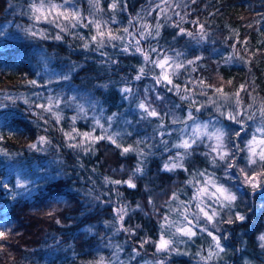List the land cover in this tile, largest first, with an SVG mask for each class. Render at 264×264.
<instances>
[{"label":"trees","instance_id":"obj_1","mask_svg":"<svg viewBox=\"0 0 264 264\" xmlns=\"http://www.w3.org/2000/svg\"><path fill=\"white\" fill-rule=\"evenodd\" d=\"M27 3L28 0H0V31L4 32L0 36V103L8 105L0 108V227L10 229L7 240L0 241L5 245L0 251V264H108L111 261L112 264H145L163 258L153 243L159 239V213L166 210L165 202L173 192L182 200L192 195L193 189L185 184L191 179L189 174L182 170L160 171L166 154L153 149L155 155L148 157L144 174L134 180L136 188L113 185L105 178L127 180L137 165L135 153L121 156L120 149L107 141L96 144V150L87 155L69 148L60 128L70 129L74 110L62 105L63 119L57 125L54 117L45 113L49 119L45 123L38 116L41 110L30 107L33 101L44 103V97L56 93L94 98L103 107L104 116L120 114L121 130H125L122 121L133 122L126 125L133 135L125 136L124 140L125 146L134 144L137 138L151 135L155 127L144 121L137 124L135 104L130 105L120 93L128 80L131 81L128 86L139 89L141 97L145 86L152 85L151 78L131 80L142 57L118 54L109 47L106 51L118 62L102 64L98 52L82 50L83 41L72 36H66L63 41L27 38L17 28L31 24L26 15H20L22 10L26 11ZM109 3L110 0H101L104 19L111 15L107 11ZM125 3L126 10L117 11L115 18L119 23L112 25L114 30L127 26L129 18H135L137 13L156 24V12L151 16L145 12L150 6L155 7L152 0H125ZM80 5L87 13V0H80ZM159 21L163 25L158 37L160 47L183 52L180 59L185 62L201 57L189 67L193 79L205 81L203 87L209 95L213 92L207 85L222 87L227 94H234L244 85L246 91L240 92L244 109L249 104L264 103V0H168L167 18L161 14ZM176 23L194 33V38L176 36ZM37 27L46 29L50 36L56 32L54 26L46 23ZM80 31L88 34L87 29ZM152 44L155 46L156 41ZM234 45L243 60L225 63L223 57L233 53ZM42 52L49 57L47 67L40 60ZM73 65L75 68L69 71ZM63 73L70 80L56 82ZM50 76L53 83L48 84ZM30 80L46 87H33L28 83ZM35 93H40V98ZM163 94L165 101L160 111L166 110L165 105H176L173 111L182 116L187 110V99ZM8 96L12 99H6ZM197 115L201 120L206 117ZM223 123L229 133L239 130L235 123ZM75 126L83 132L90 129L91 122L81 119ZM256 126L257 122L246 121V131L238 139L233 137L232 143L243 148ZM40 136L47 137L51 143L44 146V151L31 150L29 145ZM207 151L204 144L200 145L185 161V166L189 172L206 168L214 171L237 196L232 208L221 213L224 220L229 217L234 220L218 226L224 251L207 264H264V247L259 240L264 234V179L255 189L250 185L242 187L237 183L238 178L224 177L223 167L209 165L204 155ZM235 163L233 176L241 168L250 175L261 171L257 165L249 168L245 152L236 153ZM18 177L31 182L28 191L15 186ZM117 205L128 206L122 222H117L115 216ZM237 213L245 219L235 220ZM121 223L134 231L122 230ZM145 240L148 242L141 247ZM211 243V237L206 234L180 243V250L188 255L173 254L165 264H205L196 253L207 255Z\"/></svg>","mask_w":264,"mask_h":264},{"label":"snow or ice","instance_id":"obj_2","mask_svg":"<svg viewBox=\"0 0 264 264\" xmlns=\"http://www.w3.org/2000/svg\"><path fill=\"white\" fill-rule=\"evenodd\" d=\"M195 2V0H193ZM89 8L87 13L82 9L80 0H28L27 9L22 10L20 15H26L31 21L28 27L17 25V28L27 38L48 40L49 38L55 41H63L66 36H72L75 39L83 41L80 48L84 51L98 52L101 63L115 64L118 61L113 60L111 55L106 51L107 48H112L116 53L123 55H132L142 57L140 66L136 69V74L131 80L141 81L146 78H151L153 83L151 86H145L143 96L140 95L139 89H133L128 84L130 80L125 82V86L120 89L121 96L128 101L130 105L135 104L137 113L136 123L141 121L148 123L150 126L155 124L151 135H145L142 138H137L134 144L125 146V136H132L133 132L128 130H117L119 128V113H112L110 116H104V109L100 106V102L94 98L81 97L77 95L66 96L61 93L44 97V103L33 101L30 107L40 109L38 114L40 119L45 123L49 119L45 117V113L49 117L55 118V123L60 124L62 116V105L74 110L75 114L70 118L72 125L69 130L62 132L66 141V146L74 150H79L85 155L94 152L95 145L101 141H107L120 149L121 156L129 153H135L138 157L137 165L133 168L127 180H110L105 178L113 185H126L128 188H136L134 180L138 176L144 174V165L151 155H155L153 149H159L162 154H166L163 159L160 171L175 172L182 170L189 174L191 179L185 181V184L193 189L192 195L187 200H182L177 192H173L169 200L165 202L166 210L159 213V239L154 241L156 252L164 254V257L157 260L156 264H165V260L171 255H188L187 251H181L180 243H188L200 235L206 234L211 237L212 243L209 245L207 255L200 252L196 255L200 256V260L207 264L214 255L224 251L220 243L221 237L219 232L220 223H234V220H224L221 215L225 208L231 209L237 199L235 192L216 176L214 171H209L207 168L189 172L185 166V161L190 158L195 149L204 144L208 151L204 153L209 165L212 168L223 167L224 177L232 179V169L236 168V153L245 152L249 168L252 165H257L261 171L259 173L249 174L244 168L239 169V172L244 176V182L249 184L253 189L259 186L257 176H264V103L259 106L249 104L247 109H255L248 111L244 109L240 99V92L246 91L244 85L234 94H227L222 87L216 88L212 85H207V88L212 89L213 97L208 96L205 90V81L188 80L183 87L174 82V77L178 78L180 70H187L201 57L197 56L192 60H181L183 52L169 48L163 49L159 46L158 37L160 29L163 25L160 24L159 18L161 14L167 18L168 0H152L155 7L145 9L146 15L151 16L152 12H156V24L153 25L137 13L135 18H129L127 26L113 29L112 25H117V11H125V0H110L107 11L111 13L108 19H104L105 9L101 6V0H87ZM161 5H164L162 7ZM179 5H177L178 7ZM179 15V13H176ZM46 23L54 26L56 32L54 35L48 33L46 29L38 28L37 26ZM177 29L176 36H188L194 38L195 34L186 31L180 27L179 23L174 24ZM251 27V25H249ZM201 30L203 25H200ZM83 29L88 30V34L82 33ZM4 32L0 31V36ZM202 35V32H201ZM176 37L174 36L173 39ZM152 41H156L153 46ZM232 54L223 57L225 63H231L235 60H243V56L239 55L238 50L233 46ZM172 52L173 55L168 53ZM40 60L47 67L49 57L45 53H41ZM73 68L69 71H72ZM158 70V71H157ZM194 70V69H193ZM70 76L67 73L60 74L56 82L69 81ZM33 87H46L41 85L37 80L28 81ZM53 83L51 76L48 79V84ZM231 83V81H229ZM193 85V87H190ZM163 93H172L180 96L182 100H188L187 110L184 114L176 115L173 111L178 107L172 105L161 112L160 105L165 101ZM191 92V96H186V93ZM40 98V93H35ZM203 95L206 101H198L195 96ZM6 99L11 100L10 96ZM15 103V101H12ZM25 103H28L26 100ZM8 107L7 104L0 103V108ZM214 107V117L209 116L207 120H201L197 113L203 114L205 109ZM92 116L89 117V112ZM29 112V115H32ZM86 120L91 122V127L87 131L81 132L76 126L78 120ZM224 121H230L239 125V130H233L231 133L225 128ZM246 121L257 122L251 138L241 148L239 144H233L232 138H240L242 133L246 131ZM114 123L116 127H114ZM125 125H131L133 122L125 119ZM177 125H181L177 127ZM45 136H40L36 143L29 145V148L34 151H44L45 145L50 144ZM140 145H144L141 148ZM147 149L148 151H145ZM123 171V166H121ZM31 182L25 179L17 178L16 187L22 188L25 191L29 190ZM8 187V185H4ZM181 192L183 189L180 190ZM96 199H99L98 197ZM151 204V199L149 200ZM140 206L137 205V208ZM127 205H117L114 209L117 222H122L127 215ZM51 215V213H49ZM245 217L237 213L235 220H244ZM59 223V221H57ZM121 229L124 231H134L124 227L121 223ZM120 230V229H118ZM10 234V229L0 227V241L7 240ZM226 238V237H225ZM262 242L261 247H264V234L259 237ZM145 240L142 242L147 243ZM5 245L0 244V251ZM138 254V253H137ZM103 258H101L102 261Z\"/></svg>","mask_w":264,"mask_h":264},{"label":"rangeland","instance_id":"obj_3","mask_svg":"<svg viewBox=\"0 0 264 264\" xmlns=\"http://www.w3.org/2000/svg\"><path fill=\"white\" fill-rule=\"evenodd\" d=\"M158 71V70H157ZM134 76V75H133ZM132 76V77H133ZM174 79V82L175 83H178V84H180L182 87H183V85L188 81V80H193V81H196L195 79H193V76H192V74H191V68L190 67H188V69L187 70H185V69H181L180 70V73H179V76H178V78H176V77H174L173 78ZM190 87H193V85H190ZM198 87H203V86H197V90H198ZM186 96H191L192 95V93L191 92H189V93H186L185 94ZM229 95H231V94H229ZM208 96L209 97H213V94H208ZM214 98V97H213ZM195 99H197L198 101H202V102H204V101H206V97L205 96H203V95H197V96H195ZM187 102H188V100H187ZM135 110V109H134ZM136 111V110H135ZM203 114H205L206 115V117L204 118V120H207L208 118H209V116L210 115H213L214 114V107H212V108H210V109H205L204 111H203ZM92 116V112L90 111L89 112V117H91ZM214 118V117H213ZM122 125H124V129H129L124 123H123V121H122V123H121ZM121 128V126H119V128H117V130H121L120 129ZM233 177H235V178H238V180H237V183H239L240 185H242V187H244L245 185H248L249 186V184H247V183H245L244 182V176H243V174H241L240 172H238V173H236V174H234V176ZM263 179H264V176H257V181L259 182V185L261 184V182L263 181ZM162 256H164V254L162 255ZM108 264H112V261L111 262H109ZM145 264H156V261H149V262H146Z\"/></svg>","mask_w":264,"mask_h":264}]
</instances>
